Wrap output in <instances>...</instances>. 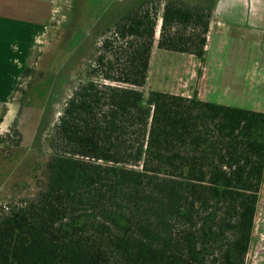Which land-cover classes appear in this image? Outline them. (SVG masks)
Returning a JSON list of instances; mask_svg holds the SVG:
<instances>
[{
  "label": "trees",
  "instance_id": "obj_1",
  "mask_svg": "<svg viewBox=\"0 0 264 264\" xmlns=\"http://www.w3.org/2000/svg\"><path fill=\"white\" fill-rule=\"evenodd\" d=\"M114 1L28 179L0 201V264H246L264 112L146 90L156 44L205 58L217 0ZM26 110L0 162L24 149Z\"/></svg>",
  "mask_w": 264,
  "mask_h": 264
},
{
  "label": "rangeland",
  "instance_id": "obj_2",
  "mask_svg": "<svg viewBox=\"0 0 264 264\" xmlns=\"http://www.w3.org/2000/svg\"><path fill=\"white\" fill-rule=\"evenodd\" d=\"M69 2L60 6L53 30L42 40L37 62L29 67L30 75L21 78L14 100L16 112L8 115L6 126L0 128V134L8 131L21 107H27L23 118L24 149L9 156L4 152L8 159L0 162V183L6 182L0 188V201L8 196L15 183L28 179L38 156L35 149L58 118L72 84L90 63L94 49L110 35L105 23L111 17H106L105 12L115 13L120 6L114 0ZM224 14H230L229 19L235 22H226ZM211 24L209 54L203 60L160 50L156 44L146 90L169 91L179 96L190 90L196 94L206 90L210 103L264 110V0H220ZM160 31L158 26L157 42ZM205 69L212 76L203 82ZM185 85L186 88L182 87ZM28 149L31 151L26 153ZM246 264H264V186Z\"/></svg>",
  "mask_w": 264,
  "mask_h": 264
},
{
  "label": "crops",
  "instance_id": "obj_3",
  "mask_svg": "<svg viewBox=\"0 0 264 264\" xmlns=\"http://www.w3.org/2000/svg\"><path fill=\"white\" fill-rule=\"evenodd\" d=\"M69 1L70 0H0L1 129L2 127L4 128L6 126L5 121L8 115L15 111L14 100L17 88L19 87L21 78L23 77L24 70L37 62V57L40 54V46L42 45L41 43L43 38L46 37L51 29L53 30V24L55 21H57V18L55 17L60 11V6L66 4L69 5ZM219 6L220 0H217L216 10ZM229 16L230 14H224V19L227 20L226 22H235V20H230ZM159 26H161V21L159 22ZM211 29L212 24L210 25L209 34L211 33ZM228 29L229 27L227 26L224 31L226 32ZM208 45L209 37L206 46V55L207 53L209 54ZM189 56L190 59L195 58L193 55ZM204 72L205 73H203L201 81H209L212 76L210 71L207 74L205 69ZM192 77L193 76L190 77V81L193 80ZM182 87L186 88L187 86L185 85ZM166 93L177 95L169 91ZM187 93H190L188 97L186 96L187 98H192L193 96L197 95L200 100H206L205 102L210 103L208 99L209 94L207 95L206 90L200 91V94H196V92L192 90L187 91ZM185 94H182L181 96L184 97ZM200 95H202V97ZM258 110L260 111V109ZM258 110L256 109L254 111ZM260 112H264V110Z\"/></svg>",
  "mask_w": 264,
  "mask_h": 264
},
{
  "label": "flooded vegetation",
  "instance_id": "obj_4",
  "mask_svg": "<svg viewBox=\"0 0 264 264\" xmlns=\"http://www.w3.org/2000/svg\"><path fill=\"white\" fill-rule=\"evenodd\" d=\"M85 4V3H84ZM109 11H112V10H109Z\"/></svg>",
  "mask_w": 264,
  "mask_h": 264
}]
</instances>
